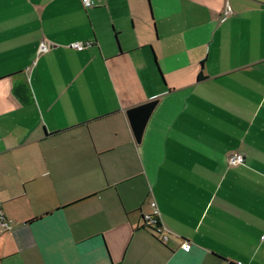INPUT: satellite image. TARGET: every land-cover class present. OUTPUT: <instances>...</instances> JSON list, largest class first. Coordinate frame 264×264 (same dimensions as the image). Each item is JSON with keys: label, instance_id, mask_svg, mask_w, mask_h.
Masks as SVG:
<instances>
[{"label": "crops", "instance_id": "1", "mask_svg": "<svg viewBox=\"0 0 264 264\" xmlns=\"http://www.w3.org/2000/svg\"><path fill=\"white\" fill-rule=\"evenodd\" d=\"M94 1L0 0V264H264V0Z\"/></svg>", "mask_w": 264, "mask_h": 264}, {"label": "built area", "instance_id": "2", "mask_svg": "<svg viewBox=\"0 0 264 264\" xmlns=\"http://www.w3.org/2000/svg\"><path fill=\"white\" fill-rule=\"evenodd\" d=\"M80 2L85 9H90L95 6L94 0H80ZM229 13H230V10L226 9L225 16L228 15ZM87 46L88 44L86 43H72L69 45V48L75 51H82ZM38 50L39 52H46L48 50V47L44 42H42L40 43ZM228 162L230 165H239L243 162V157L239 154H235L229 157ZM149 206L152 210V214L151 216L143 217V226L155 231L156 233H161V227L158 221V211H157L156 205L155 203L151 202ZM2 227L3 229H8L9 228L8 223L3 221ZM163 239L166 240V237H163ZM260 241L264 242V235L260 237Z\"/></svg>", "mask_w": 264, "mask_h": 264}, {"label": "water", "instance_id": "3", "mask_svg": "<svg viewBox=\"0 0 264 264\" xmlns=\"http://www.w3.org/2000/svg\"><path fill=\"white\" fill-rule=\"evenodd\" d=\"M157 105V100L149 101L143 105L129 109L126 116L137 144L141 142L146 124Z\"/></svg>", "mask_w": 264, "mask_h": 264}, {"label": "trees", "instance_id": "4", "mask_svg": "<svg viewBox=\"0 0 264 264\" xmlns=\"http://www.w3.org/2000/svg\"><path fill=\"white\" fill-rule=\"evenodd\" d=\"M153 231V230H152ZM155 232V231H154Z\"/></svg>", "mask_w": 264, "mask_h": 264}]
</instances>
